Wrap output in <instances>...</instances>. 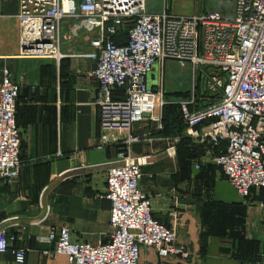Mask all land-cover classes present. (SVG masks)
<instances>
[{
    "label": "built area",
    "instance_id": "obj_1",
    "mask_svg": "<svg viewBox=\"0 0 264 264\" xmlns=\"http://www.w3.org/2000/svg\"><path fill=\"white\" fill-rule=\"evenodd\" d=\"M17 1L18 58L57 63L71 56L95 59L97 149L121 143L106 179L110 240L99 246L73 241L70 229L63 227L41 240L54 244L46 256H66L69 264H138L142 247H152L158 264L191 258L178 243L177 225L168 227L154 218L151 199L140 186L143 167L149 165L142 160L149 157L133 155V145L140 141L135 126L147 115L160 121L169 105L179 106L188 137L209 141L212 149L226 144L212 161L240 197L249 198L253 189L264 191V0H226L230 13L194 15L171 13L168 0ZM127 25V43L119 44L116 38ZM83 37L94 54L72 53L70 47ZM166 63L191 68L187 92L177 96L148 86L154 67ZM20 90L11 69L0 66V182L5 183L21 175ZM116 90L123 91V98L115 96ZM216 93L215 102L208 100ZM12 241L0 227V254L10 250ZM14 255V264H26L27 249Z\"/></svg>",
    "mask_w": 264,
    "mask_h": 264
},
{
    "label": "crops",
    "instance_id": "obj_2",
    "mask_svg": "<svg viewBox=\"0 0 264 264\" xmlns=\"http://www.w3.org/2000/svg\"><path fill=\"white\" fill-rule=\"evenodd\" d=\"M220 7L224 14L232 12L223 4ZM168 8L175 15L197 14L173 12L172 0ZM18 10L17 0H0V66L11 69L21 86L20 97L26 90L36 91L48 102L28 107L17 118L22 167L17 180L0 182V227L13 238L10 250L0 254V264H14V251L19 249H27L26 264H69L66 256H46L44 251L53 250L54 244L41 240L63 227L70 229L73 241L99 246L110 240L106 179L121 143L97 149L99 83L92 76L96 60L71 56L57 63L18 58ZM117 40L126 44L127 31L120 29ZM70 48L73 54L95 53L84 37ZM170 68L167 81V63L156 65L151 81H156V71L159 80L148 86L182 91L180 78L173 76L179 70ZM178 68L189 69V84L184 88L189 90L191 68ZM166 115L163 110L160 121L149 117L136 125L134 134L140 141L133 145L135 157H149L140 186L151 199L154 218L168 227L176 224L178 243L191 252L188 261L171 258L165 264H263L264 191L253 189L249 198L240 197L212 161L225 152L226 144L212 149L209 141L193 140L186 128L172 122L175 113L167 123ZM186 147L199 151L192 161L187 159ZM194 177L209 182L211 189H186ZM159 262L154 248L142 247L138 264Z\"/></svg>",
    "mask_w": 264,
    "mask_h": 264
},
{
    "label": "rangeland",
    "instance_id": "obj_3",
    "mask_svg": "<svg viewBox=\"0 0 264 264\" xmlns=\"http://www.w3.org/2000/svg\"><path fill=\"white\" fill-rule=\"evenodd\" d=\"M171 4V0H168V7ZM220 4L225 5V7L227 8L226 4L227 1L226 0H172V10L173 12L179 13V14H186V13H195L197 12V14H200L201 12H203L204 10H209V11H220L221 7ZM35 61H39V60H35ZM170 66H172L173 68H176L177 70H179L177 73H174V77L176 78H180V83L182 85L181 89L182 91H180L179 93H185L188 90L186 89V85L189 84V69L186 68L187 70H181L178 68L179 65L176 63L171 64L168 63L167 64V74L169 75V77L167 76V81H169V78H171V71L170 70ZM186 73V74H185ZM188 78V82H187V78ZM153 73H150L147 77V82L148 85L150 84H157V81L159 80V73L158 71H156L155 73V79L156 81L153 83L152 77ZM31 83V82H30ZM25 83L27 85H34L36 86L35 88H39V84L37 82L35 83ZM185 86V87H184ZM185 88V89H184ZM167 92L169 93H175L177 91H172L171 89H169L168 87H166ZM185 91V92H183ZM178 93V92H177ZM219 97V93H216L212 98L208 99L210 101H216ZM48 102V99H45L43 97H41L40 94H38L36 91L32 92V94H28L27 90L22 92V96L20 97L19 101H18V114H17V118L19 120V114L21 116H23V114L27 111L28 107L30 106H34V105H39V104H44V102ZM207 100V99H206ZM21 151V150H20ZM199 152V151H198ZM198 152L196 150H190L188 149V147H186L185 150V154L188 156V160L192 161L193 158H196L195 155L198 154ZM194 181V183H193ZM209 182L207 181H203L202 178L200 177H194L192 180L190 179V185L189 186H185L186 189H211V185L208 184Z\"/></svg>",
    "mask_w": 264,
    "mask_h": 264
},
{
    "label": "trees",
    "instance_id": "obj_4",
    "mask_svg": "<svg viewBox=\"0 0 264 264\" xmlns=\"http://www.w3.org/2000/svg\"><path fill=\"white\" fill-rule=\"evenodd\" d=\"M130 28L129 25H127L126 27H123L122 29L126 30L127 31V37H128V29ZM117 39V38H116ZM118 42V40H117ZM63 61V60H62ZM183 93H177L176 95L179 96V95H182ZM115 96H117L118 98H123V91H120V90H116L115 91ZM187 96V95H185ZM20 97V96H19ZM209 98H212V97H209ZM19 101V99H18ZM18 105V104H17ZM18 107V106H17ZM164 111L166 112V116H165V119L164 121L167 123V117L169 119V115L173 116V113H178L177 116L174 115V119L172 120L173 123H175L177 126L179 127H183V129L185 128L183 122H182V118H181V113H180V108L179 106H175V105H169V106H166L164 108ZM17 113H18V110H17ZM17 124H18V120H17Z\"/></svg>",
    "mask_w": 264,
    "mask_h": 264
},
{
    "label": "water",
    "instance_id": "obj_5",
    "mask_svg": "<svg viewBox=\"0 0 264 264\" xmlns=\"http://www.w3.org/2000/svg\"><path fill=\"white\" fill-rule=\"evenodd\" d=\"M146 117L149 118L150 116L147 115ZM142 162H143V164H147V163H149V161H145V160H142Z\"/></svg>",
    "mask_w": 264,
    "mask_h": 264
}]
</instances>
